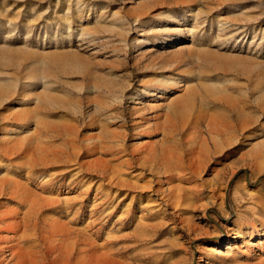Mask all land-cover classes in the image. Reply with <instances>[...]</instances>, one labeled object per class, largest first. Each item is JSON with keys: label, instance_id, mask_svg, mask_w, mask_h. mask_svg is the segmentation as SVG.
Masks as SVG:
<instances>
[{"label": "rangeland", "instance_id": "obj_1", "mask_svg": "<svg viewBox=\"0 0 264 264\" xmlns=\"http://www.w3.org/2000/svg\"><path fill=\"white\" fill-rule=\"evenodd\" d=\"M0 182V264H264V0H0Z\"/></svg>", "mask_w": 264, "mask_h": 264}, {"label": "bare ground", "instance_id": "obj_2", "mask_svg": "<svg viewBox=\"0 0 264 264\" xmlns=\"http://www.w3.org/2000/svg\"><path fill=\"white\" fill-rule=\"evenodd\" d=\"M173 19V18H172ZM176 19V18H175ZM144 109V108H143ZM193 122V121H192ZM191 122V123H192ZM206 123V122H205ZM184 124V123H183ZM144 125V124H143ZM167 126L168 127H170L171 128V124L168 122L167 123ZM183 126V125H182ZM211 127V128H213V130H214V128H215V131L217 132V130L219 129V130H221V128L223 129L222 131H224L225 130V127H223V126H218V124L216 125V123H213L212 121H208V123H206V126L205 127ZM167 127V128H168ZM201 127H203V126H201ZM188 128V127H187ZM199 128V127H198ZM244 128V127H243ZM243 128H241V130L243 129ZM150 129V128H149ZM172 129H173V127H172ZM196 129V128H195ZM209 130H210V128H209ZM241 130H239V131H241ZM200 131H201V129H200ZM219 132H221V131H219ZM218 132V133H219ZM242 132H243V130L241 131V134H242ZM256 132V131H255ZM217 133V134H218ZM192 134V133H191ZM197 134V133H196ZM203 134V133H202ZM187 135V134H186ZM190 135V134H189ZM188 135V136H189ZM199 139V138H198ZM8 150V149H7ZM67 152V151H66ZM68 153V152H67ZM56 154V153H55ZM54 154V155H55ZM60 155V154H59ZM68 155V154H67ZM44 163V162H43ZM172 163V162H171ZM172 165V164H171ZM178 170V169H177ZM186 173V172H185ZM6 181V180H5ZM5 181L3 182L4 184H5ZM1 183V182H0ZM6 183H7V181H6ZM19 183V182H18ZM23 184V183H22ZM4 187V186H3ZM2 187V188H3ZM11 188V187H10ZM15 188V187H14ZM13 188V189H14ZM12 188H11V190H13ZM9 191V190H8ZM5 192V191H4ZM3 192V193H4ZM11 192H13V191H11ZM15 192V191H14ZM16 193V192H15ZM27 198V197H26ZM25 198V199H26ZM28 199V198H27ZM29 200H30V198H29ZM32 201V200H31ZM32 203V202H31ZM30 205V204H29ZM17 212V211H16ZM19 213V212H18ZM9 214V213H8ZM17 215V214H16ZM7 218V217H6ZM14 218H16V217H14ZM17 218H18V216H17ZM37 218V217H36ZM43 218V217H42ZM1 219V218H0ZM40 219V218H39ZM55 219V218H54ZM17 220V219H16ZM30 217H27V216H22L21 218L19 217V220H17V222H14L13 223V229H14V231H13V233H12V235H10L8 238H10L9 239V242H10V246L8 247L9 248V250H10V254H9V256H4L5 258H4V261H3V264H45L44 262H47L48 264H53L54 262V264H57L56 262L57 261H61L60 263L58 262V264H92L91 262H87L88 260H90V259H86L85 260V257H84V260L86 261V263L85 262H83V260H82V257H79V254L81 253V248L79 249V248H77L76 246H74V247H72V248H70V249H63V245H62V242L60 241V238H61V236H64V234H59V233H61V228H60V226L61 225H58L57 223V225L59 226V228H58V230L60 231H55V232H53L52 230H55V228L54 227H56V226H52L51 225V227H53L52 228V230H51V232H53V233H57V234H55L54 235V238L55 239H51V241L49 240V237L52 235V233H50V231H48V233H50L51 235H48V236H46L47 235V233L44 235V239H42L40 236L38 237V236H35V235H31V234H27V230H28V227L30 226ZM1 221V220H0ZM36 221L37 220H33L32 221V223L31 224H33L34 225V227H35V225H36ZM45 221V220H44ZM53 221V220H52ZM55 221V220H54ZM49 222H50V220H49ZM49 224V223H48ZM50 224H52V223H50ZM49 224V225H50ZM55 224V225H56ZM49 227V226H48ZM51 227H49V228H51ZM57 228H56V230H57ZM62 228H64L63 226H62ZM48 229V228H47ZM43 230V229H42ZM66 230L67 231H69L68 229H67V227H66ZM32 232V231H31ZM41 233H42V231H41ZM40 233V234H41ZM63 233H65L66 234V232H63ZM68 233V232H67ZM75 233V232H74ZM42 235V234H41ZM43 235H42V237H43ZM59 236V238L57 237V236ZM76 235V234H75ZM8 236V235H7ZM29 236V237H28ZM20 237H22V239H19ZM8 238H7V240H8ZM57 238V239H56ZM66 238V237H65ZM76 238V237H75ZM61 239H64V238H61ZM35 241H39V242H41L40 244H37L38 245V249H37V245H32V243L31 242H35ZM82 241V240H81ZM75 245H76V242H75ZM69 246V245H68ZM70 247V246H69ZM85 248V247H84ZM83 247H82V249H84ZM82 254V253H81ZM86 255H88V254H86ZM73 256V257H72ZM90 257H91V255H90ZM89 256L87 257V258H90ZM81 261L83 262V263H81ZM95 261H97V260H95ZM95 261L93 262V264H95ZM101 261V260H100ZM98 262V261H97ZM0 263H1V260H0ZM98 264H101V262H99Z\"/></svg>", "mask_w": 264, "mask_h": 264}]
</instances>
